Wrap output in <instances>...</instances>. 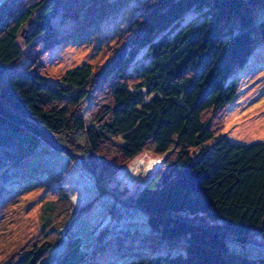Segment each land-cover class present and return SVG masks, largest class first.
I'll use <instances>...</instances> for the list:
<instances>
[{
    "label": "trees",
    "instance_id": "trees-1",
    "mask_svg": "<svg viewBox=\"0 0 264 264\" xmlns=\"http://www.w3.org/2000/svg\"><path fill=\"white\" fill-rule=\"evenodd\" d=\"M122 1L0 0L1 152L13 147L19 158L41 142L68 159L76 154L97 189L113 191L106 182L125 160L140 149L167 150L133 198L165 247L128 264H264V254L230 244L244 245L253 232L264 237V140L232 141L212 120L236 94L230 74L264 42V13L257 14L264 0H143L94 66L84 61L48 80L37 58L12 64L23 53L19 35L39 42L37 52L61 37L50 28L58 10L76 20L72 35H86ZM191 8L196 16L180 21ZM141 47L146 59L136 61ZM99 94L108 101L96 111ZM86 98L89 124L81 116ZM61 132H81L83 140L68 146ZM117 136L119 144L111 141ZM57 226L40 232L14 264H51ZM49 232L52 241L44 240ZM78 246L64 250L63 264H101Z\"/></svg>",
    "mask_w": 264,
    "mask_h": 264
},
{
    "label": "rangeland",
    "instance_id": "rangeland-1",
    "mask_svg": "<svg viewBox=\"0 0 264 264\" xmlns=\"http://www.w3.org/2000/svg\"><path fill=\"white\" fill-rule=\"evenodd\" d=\"M142 4L143 0L122 1L118 9L114 7L117 10L113 14L94 24L86 35H72L76 20L69 12L58 10L51 18L50 28L61 37L37 52L39 42L25 44L19 35L23 53L12 64L22 68L37 58L38 67L48 80L84 61L94 66L107 57V47L126 30ZM197 13L194 8L187 9L180 21ZM262 13L264 3L257 8V14ZM134 59H146L143 47ZM229 78L236 81V94L224 107L221 118L212 117L215 128L232 141L264 140V42L251 50ZM100 98L98 102V96L93 97L92 105L88 98L83 101L81 116L85 124L92 120L89 105L98 111L108 101L104 94ZM59 138L68 146L83 140L81 132H61ZM214 139L209 138L206 143L209 145ZM120 140L117 136L111 141L119 144ZM11 150L10 155L0 150V264H14L18 254L39 241L38 234L49 231L53 223L58 225V239L48 252L51 264H63V252L72 242L79 244L78 254L95 258L101 264H128L164 249L165 241L151 234L145 212L134 204L133 198L167 150L140 149L125 160L106 182L113 191L105 187L104 191L98 190L93 174L76 154L74 159H68L51 148H43L41 142L19 158H14L15 148ZM118 191L121 200L117 198ZM53 239L49 232L44 240ZM230 244L250 255L264 254V237L257 232L251 233L244 245Z\"/></svg>",
    "mask_w": 264,
    "mask_h": 264
}]
</instances>
